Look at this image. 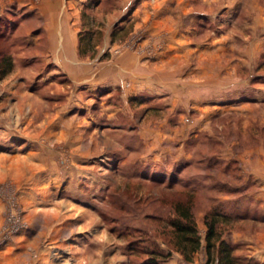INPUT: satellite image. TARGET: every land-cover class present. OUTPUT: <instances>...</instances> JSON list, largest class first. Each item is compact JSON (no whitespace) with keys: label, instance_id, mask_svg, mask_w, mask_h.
I'll use <instances>...</instances> for the list:
<instances>
[{"label":"rangeland","instance_id":"1","mask_svg":"<svg viewBox=\"0 0 264 264\" xmlns=\"http://www.w3.org/2000/svg\"><path fill=\"white\" fill-rule=\"evenodd\" d=\"M19 1L0 0L9 264H148L153 250L208 264L213 209L240 214L224 239L264 264V0H61L76 40L65 52L50 23L62 19ZM126 52L148 65L176 55V103L115 85ZM178 200H192L203 238L191 261L170 244Z\"/></svg>","mask_w":264,"mask_h":264},{"label":"crops","instance_id":"2","mask_svg":"<svg viewBox=\"0 0 264 264\" xmlns=\"http://www.w3.org/2000/svg\"><path fill=\"white\" fill-rule=\"evenodd\" d=\"M28 1L31 0H21L19 2L23 4V3H27ZM42 3L44 6V11L42 12L44 16H46L47 18L49 17L50 19L51 18L62 19L60 24H57L55 21L50 22L52 32L57 34L58 29H61V32H63V36L61 37L62 39L61 49H63L64 52L66 50L69 51L71 49H74L76 40L72 35V29L68 24V18H66V16L68 17V15L67 14L65 15V13L68 11H66L67 9L62 11L63 2L61 0H42ZM56 6L58 8H56ZM29 7L32 8L33 10H37L36 3L29 4ZM168 8L169 7L167 6V4H164V6H162V9L160 10L159 13L163 14V18L172 19L173 14H175L176 17V8H174L172 11L169 10ZM58 10L61 13H59ZM160 26H162V24L157 25L156 27L159 28ZM174 31L176 32V30ZM172 41H176V34L174 37H172ZM170 44L171 43L168 44L169 48L172 47V45ZM174 46L176 50V42H174ZM56 47L58 48V50H60L59 46H55V48ZM60 52L64 54L62 50ZM188 52L189 55L193 53L192 51H188ZM63 56L66 59L65 55ZM170 59L168 60V62L162 60L159 61V64L148 65L147 63L141 62V60H139L137 56H135V54L131 52H126L124 55L117 58L113 62L114 64L113 63L110 64L109 69L110 72L113 74L111 79L112 81H115L114 82L115 85L121 86L124 91H128L127 93L129 95L137 94L139 96H143L150 93L153 94L156 93L157 95L168 94L170 96L169 98L171 99V103L174 104L176 103V55L170 57ZM64 62L65 64L68 63L67 60H64ZM172 66L174 67L172 68ZM100 69L104 70V67ZM103 81L104 79L100 80L99 82H103ZM110 84L113 83L111 82ZM256 176H257L256 178L259 179L258 174H256ZM257 195L258 197H261V199L263 198L264 200V193L261 195L259 194ZM9 250L3 249L0 251V262L2 264H9L10 261H12L11 253H9Z\"/></svg>","mask_w":264,"mask_h":264},{"label":"trees","instance_id":"3","mask_svg":"<svg viewBox=\"0 0 264 264\" xmlns=\"http://www.w3.org/2000/svg\"><path fill=\"white\" fill-rule=\"evenodd\" d=\"M175 217L169 221L171 229L170 244L184 258L191 261L194 254L203 247V238L199 234L197 222L193 213L192 200L174 203ZM241 217L239 213L232 214L213 209L205 216L207 233L205 236L208 264H257L250 259L236 255L238 246L224 239V226H232L233 221ZM148 264H165L171 253L161 250L150 251Z\"/></svg>","mask_w":264,"mask_h":264}]
</instances>
